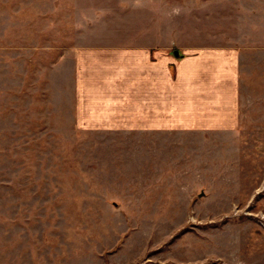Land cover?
Segmentation results:
<instances>
[{"label": "rangeland", "instance_id": "obj_1", "mask_svg": "<svg viewBox=\"0 0 264 264\" xmlns=\"http://www.w3.org/2000/svg\"><path fill=\"white\" fill-rule=\"evenodd\" d=\"M149 2L0 0V264H264V52L242 53L235 130L75 122V48L229 42L244 8Z\"/></svg>", "mask_w": 264, "mask_h": 264}, {"label": "crops", "instance_id": "obj_2", "mask_svg": "<svg viewBox=\"0 0 264 264\" xmlns=\"http://www.w3.org/2000/svg\"><path fill=\"white\" fill-rule=\"evenodd\" d=\"M229 3L244 5L224 33L229 42L181 45L164 30L142 29L122 34L133 41L75 48L77 126L139 132L235 130L242 53L264 52V0Z\"/></svg>", "mask_w": 264, "mask_h": 264}, {"label": "water", "instance_id": "obj_3", "mask_svg": "<svg viewBox=\"0 0 264 264\" xmlns=\"http://www.w3.org/2000/svg\"><path fill=\"white\" fill-rule=\"evenodd\" d=\"M174 53H175L176 56H179L180 55L179 50H175Z\"/></svg>", "mask_w": 264, "mask_h": 264}]
</instances>
